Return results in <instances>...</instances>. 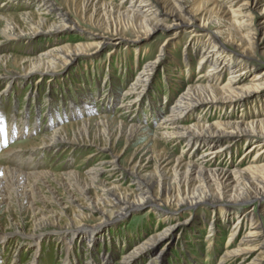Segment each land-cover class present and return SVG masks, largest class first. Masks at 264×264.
<instances>
[{"label":"bare ground","instance_id":"obj_1","mask_svg":"<svg viewBox=\"0 0 264 264\" xmlns=\"http://www.w3.org/2000/svg\"><path fill=\"white\" fill-rule=\"evenodd\" d=\"M9 2L34 5L38 12L35 19L31 18L32 12L21 15L24 20L31 18L30 31L27 32L16 30L18 23L15 18L0 11V22H4L0 30L2 61L8 59V43L29 44L42 38L53 39L71 34L89 37L97 47L96 56L106 46L121 44L115 43L116 41L111 44L110 39L117 40L119 37L110 38L91 30V27L85 28L76 18L80 15L85 21L92 22L98 9L110 11L117 17V25H114L117 32L121 26L134 31L136 38L129 42H134L136 47L144 39L150 38L156 30H177L184 26L187 33L196 36L186 44L187 61L196 53L197 68L205 70V66L210 67L177 94L168 113L161 118L151 135L147 136L149 132L146 133L142 124H131L118 118L112 124L109 123V115H99L74 120L70 128L76 130L71 134L68 133L69 126L64 124L54 127L51 134L44 137L38 136L18 143L20 150L25 145L34 150V147H39L73 152L83 144L80 140L90 141L85 144L93 145L95 149L87 153L86 158L101 155L96 163L83 172L71 169L56 174L50 168L23 171L20 163L9 166L0 163V206H9L13 200H18L21 208L41 211L34 230L21 234L24 235L23 242H16L17 249L21 245L32 249L33 259L29 264H40L42 244L53 239L60 246L63 245V253L67 254L62 264H82L78 257L75 258L74 247L77 241L86 244L90 249L88 253L92 256L91 248L93 250L100 241H105L103 237H107L109 224L121 222L130 214L149 208L159 209L162 214L160 217L166 223L174 218L176 220L139 243L127 244L126 251L113 263L110 261V254L99 256L102 257V264H161L173 244L177 230L183 231L195 225L199 215L194 210L204 205L210 207L213 217L219 223L230 222L231 217L236 218L231 225L232 232L229 233V241L234 236L236 244L225 251V259L235 260L240 256L241 259L233 264H264V163L257 161L264 153V69L257 71L258 63L264 62V0H199L197 5L187 0H73L77 16H73L66 8L59 7L55 0H3L4 5ZM204 4L211 7L206 8ZM86 9L92 11L89 17ZM204 11L203 21L199 23V15ZM214 16L216 21H213ZM185 24L189 27L186 28ZM176 34L177 31H174L165 44H174ZM259 34H262L261 40L257 38ZM82 46L78 43L67 49L66 46L56 44L36 54L33 51L30 56L20 57L21 65L24 61L27 62V65H23V72L12 71L9 76L4 72L0 73V83L7 77L5 81L8 84L5 89L0 90V100L4 98L3 95H9L12 82H30L32 75H39V78L49 76L57 81L59 75H66L80 60ZM165 51L166 48L155 60L145 61V65L139 68L140 73L135 76L128 89L123 91L125 101L122 106H127L126 109L132 108L145 97L158 69L173 67L167 64L171 58L167 57ZM61 71L62 74L59 73ZM223 72L228 73L224 82ZM255 73L256 78L251 85H242L245 77ZM166 99L165 97L164 100ZM81 101L82 106L72 105L75 112L72 117L88 112L90 102L85 98ZM33 102L37 103L35 100ZM253 103H257V106H252ZM239 105H250L245 108L248 112L242 119L228 114H232L228 109L235 110ZM210 109L225 110L223 114L226 118L215 122L203 121L202 113ZM66 112L65 109V117L69 115ZM193 113L198 116V120L186 122ZM2 122L4 123L3 120ZM13 122L0 128V136L4 140L5 137L9 140L13 133L25 134L24 127ZM93 123L99 127L95 135L103 138L102 144L90 139ZM145 136V143L123 159L128 149ZM121 139L125 140L126 145L118 150ZM149 140L154 143L152 146ZM243 142L249 145V149L241 155L239 161L251 157L249 153L253 151L252 162L245 167L226 161L223 163L225 155L231 161L233 146L237 147ZM167 143L182 144L181 154H171L166 149ZM201 148L202 153L197 155L196 151ZM16 153L22 157L21 152L14 148L6 149L4 154L8 156ZM51 181L67 185L71 189L64 200L54 197L61 210L59 215L53 217L48 215L47 209H38L36 198H43L39 190L41 184ZM249 203H253V207L245 210L244 206ZM69 207L73 212L71 222L64 227L57 226L52 231L46 230L50 225H57L56 222H49V218L59 219ZM184 207L193 210L191 209L188 219L181 220L180 210ZM89 218H98L100 221L87 224L85 221ZM213 223L209 224V228L217 234L218 225ZM104 229H107L106 233L100 232ZM16 232L22 233L20 229ZM240 232H243V236L237 239L236 235ZM10 233L0 229V249L12 240ZM93 257L94 255L84 264H98ZM15 261L19 262L16 257ZM224 262L225 260H221L220 264Z\"/></svg>","mask_w":264,"mask_h":264},{"label":"rangeland","instance_id":"obj_2","mask_svg":"<svg viewBox=\"0 0 264 264\" xmlns=\"http://www.w3.org/2000/svg\"><path fill=\"white\" fill-rule=\"evenodd\" d=\"M55 1L58 6L60 5L59 7L66 8L73 16H77L74 13L75 2H73V0ZM187 2L197 5L199 0H187ZM204 7L210 8L211 6L204 4ZM80 9L81 7L79 8V11ZM2 10L4 14L11 15L15 18L18 23V28H16V30H26L27 32L30 31L29 29L31 25H29V23L31 18H37L38 12L34 5L28 3L9 2L4 5L3 0H0V11ZM25 12H32V17L28 20H24L21 15ZM85 12L87 17H89L92 11L90 9H86ZM205 12L206 11L199 15V23L203 21V15ZM215 17L216 16H214L213 21H216ZM76 18L82 22V26L85 28L91 27V30L103 33L110 38L119 37L117 40L110 39L112 41L111 44H113V41L121 44L106 46L96 56L95 51L97 50V47L94 44V40L89 37H81L79 34H71L69 36L65 35L63 37L61 36L53 39L42 38L29 44L21 42L8 43L6 46L8 59L7 61L0 60V73L4 72V74H8V76L11 75L12 71L23 72V65H27V62L24 61L23 65H21L19 60L20 57L26 55L30 56L33 51L36 54L51 45H63L66 46L67 49H70L76 44L81 43L83 45V54L77 64H74L66 75H64V73V76L59 75L63 77L58 76L59 79L57 81H53L49 76L39 78V75H32L30 77V82H12L11 92L9 95H3L4 98L0 100V105L7 109L10 108L12 112H15L16 109L21 110V108H23L24 111L27 113L29 112V119H32V116L34 117V115H39L38 111H41L43 108H47V105L49 106V110L44 109V116L48 111L53 110V108L55 109L59 106L63 107L71 101V103L67 105L70 109L67 110L65 108L67 110L66 113L69 114L68 116L70 118L65 117V119H63L61 116L62 120L56 125H68L69 134L76 130V128H70V124H72L74 120L79 121L81 118L86 116L95 118L99 115H109V123L112 124L115 123V118L131 124H142V126L146 128V133L149 132L147 133L148 136L154 132V129L159 125L161 118L168 113V108L170 104L172 105L174 102L177 94H179L185 86L191 83L194 79L199 77L201 74H204L205 70L210 68L208 65L205 66V70L197 68L198 54L196 53H193L189 62L187 61L185 52L186 44L187 42H190V39L196 36L187 33L184 26L183 28H179L177 30L174 28H170L168 30H156L150 38L144 39L140 42L139 46L136 47L134 42H129L130 40L136 38L134 31L132 32L131 30H127L121 26L119 28V32H117L115 30L116 28L114 29V25H117V17L114 16V14H111L110 11H98L97 9L94 13L92 22L88 20L85 21L80 15ZM49 19L51 20L52 18L49 17ZM168 21H170V19ZM2 24H4V22H0V30L3 28ZM187 27L189 26L186 25V28ZM174 31H177L176 42L172 44L173 46L165 44L169 40V36H171ZM257 38L261 40L262 34L257 35ZM165 48L167 51H165V54L167 57L171 58L167 64L169 66L173 65V67L169 69L167 68L166 70L158 69L155 74L156 77L152 81L151 88H149L145 97L138 101V104L132 106V108L126 109L125 107L127 106H122V103L125 101V98L122 96L123 91L128 89V86H130V84L134 81L135 76L140 73L139 68H141L142 65H145L144 62L147 60H149V62L155 60L158 57L157 55L161 54L162 50ZM15 57H17V60H15ZM258 65L259 68L257 71L264 69V62L261 61ZM59 73L62 74L63 72L61 71ZM166 73L168 76H166ZM255 75L256 73L249 77H245L242 85H251L256 78ZM227 76V72L222 73V82L226 81ZM5 80L7 81V77L3 79L2 83H0V90L7 87L8 84ZM165 97L167 98L166 101L164 100ZM45 98H47V100ZM84 98L90 102L88 112L77 117H72V113H75L72 105L73 107L82 106L83 101H81V99ZM33 100L37 103L33 102ZM50 106H52V108ZM252 106H257V103H253ZM248 107H250V105H239L235 108V110L228 109L229 111H232V114H228L233 115L236 119H242L243 115H247L246 112H248V109L245 108ZM35 110L37 113H34ZM197 112L199 114L202 113L201 111ZM205 112L202 113L203 121L209 120L215 122L221 118H226L223 114L225 110L210 109L208 112ZM46 117H51V115L48 114ZM196 120H198V116L193 113L192 116L186 120V122H195ZM56 126H52V128L49 129L42 126L44 127L43 131L38 132L33 136L20 138L12 144H9L11 145L9 148L19 150L22 154V157L14 156V158L12 156L13 159L18 161L21 165L26 164L30 167V169L23 171L50 168L56 174L71 169L83 172L87 167L96 163L98 158L101 157V155H95L91 158H86L88 155L87 153L92 152L95 149V146H87L85 143L88 142L89 144L90 141L83 140H80L83 144L81 145L79 143L81 146L77 147V149L73 152L67 151V149L53 151L47 150V148L39 147H34L36 148L34 150L28 145V147L23 145V150L19 149V142H25L27 140L38 138V136L41 138L47 134H51L52 130ZM98 128L97 124L93 123L90 131V139L96 140L99 144H102L103 138L96 137L95 135ZM147 136L141 138L131 148H129L131 150L129 151L128 149L127 154H125L122 158L126 159L133 151H135V149L144 144L147 140ZM149 141L150 146H152L154 143L151 142V140ZM125 145V140L121 139L118 150L122 149ZM165 146L166 149L173 155H179L183 150V145L180 143H167ZM161 148H163L162 145ZM202 149L203 148L196 151L197 155L202 153ZM248 149L249 145L246 142H243L237 147L233 146L232 150L234 155L231 157V161L230 157L225 155L224 157H226V159L222 162L225 163L226 161L230 164L245 167L252 162L251 158L254 156L253 151L249 153L251 157L249 156L247 159L242 161H239V159ZM4 153L5 151L0 154V163H12V157H7ZM29 159L31 160L29 161ZM257 161L264 163V153L259 156ZM151 168H153V166ZM128 183L129 181H127V184ZM39 190L43 198L39 200L38 196H36L38 209L39 207L47 209V213L51 217L59 215L61 209L55 203L54 197L63 200L66 199L69 195V191H71L69 186L67 187V185L51 181L47 184H41ZM92 194H94L93 190ZM252 204L253 203H249L245 205L244 209L249 210L253 207ZM171 207L175 208L174 205H171ZM71 209V207L67 208V212L65 214H61L59 219L49 218V222H56L57 225H50L46 227V230L52 231L57 226L64 227L70 223V219L73 215ZM191 209L192 208L188 207L182 208L180 210L181 212L179 211L180 219H188L191 214L190 212L193 210ZM159 211V209H143L130 214L121 222L118 221L109 224L107 237L102 236L105 241H100V243L93 250L91 248V254L92 256L94 255L93 258L97 260L98 264H102V257H100L99 254H110L112 257L110 261L113 263L124 251H126L127 244L133 245L135 243H139L140 241L146 239L147 236L162 231L167 225H169V222L172 223L176 220L174 218L166 223V221L160 217L162 214ZM194 212L199 215V218L196 220V224L185 228L183 231H180L181 229L177 230L178 232L174 236L173 244H171L169 251H167V255L163 258L164 261L161 264H220L221 260H225L223 264L237 263L241 259L239 258L240 256H238L235 260L224 258L225 251L232 249L236 244L234 236H232L233 239L229 241L231 236L229 233L232 232L231 225L236 221V218L231 217L230 222L219 223L213 217L214 215L208 205L199 206L194 210ZM40 213L41 211L39 210L33 212L31 209L21 208L18 200H13L9 206L4 204L0 206V229L11 232L10 237L12 238L10 242H6L0 249V264H16L17 261H15V257L19 261L17 264H29V262L33 259L32 249L27 247V245H21L17 249L16 242H23L24 235L21 234L34 230L37 223L36 219L40 216ZM99 221L100 220L98 218H89L85 222L87 224H94ZM211 222H214V225H218L219 229L217 234H214L212 229L210 230L209 224ZM19 229L22 233L16 232ZM102 231L106 233L107 229L101 230L100 232ZM236 236L238 239L239 236H243V232L238 233ZM111 242H113L114 245H112L113 243L111 244ZM86 246V244L77 241L74 247L76 251L75 258L78 257L82 264H84L87 260H90L92 257L88 253L90 249ZM42 247L40 264H62L67 256V254L63 253V245L60 246L55 239L48 240L42 244Z\"/></svg>","mask_w":264,"mask_h":264}]
</instances>
